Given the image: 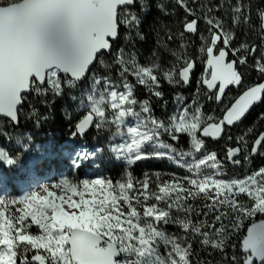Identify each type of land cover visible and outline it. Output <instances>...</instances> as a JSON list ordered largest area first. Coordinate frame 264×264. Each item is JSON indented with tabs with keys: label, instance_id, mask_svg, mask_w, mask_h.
Wrapping results in <instances>:
<instances>
[{
	"label": "snow or ice",
	"instance_id": "6c2138e0",
	"mask_svg": "<svg viewBox=\"0 0 264 264\" xmlns=\"http://www.w3.org/2000/svg\"><path fill=\"white\" fill-rule=\"evenodd\" d=\"M138 3L145 8L144 0H0V120L17 125L29 94L60 96L65 88L90 78L85 114L73 134L114 126V136L120 139L111 145V154L128 165L167 159L185 173L163 179L157 172L153 179L126 170L115 181L65 177L52 184L36 183L21 196H0V264H212L193 259L194 239L218 253L219 264H264V167L233 176L225 167V161L240 167L264 156V131L257 134L248 128L235 138L230 134L264 102V9L258 12L261 43L233 47L235 33L213 15L224 5L193 0L198 6L192 7L188 0H174L185 15L181 31H169L167 40L179 39L181 51L161 42L174 58L164 67L158 60L141 64L123 47L114 51L122 29L129 43L133 33L144 38L141 17L133 10ZM225 4L235 25L250 26V5L244 0ZM159 7L168 14L163 4ZM192 37L200 40L198 59L185 54ZM105 54L113 55L119 84L93 71L96 62L111 67L101 58ZM198 63L203 70L190 102L176 92L166 121L152 114L148 99L138 104L129 76L166 109L161 81L187 88ZM242 66L256 71L260 82L247 83ZM205 103L216 107L209 113ZM33 116L35 109L29 113ZM126 117L135 123L127 125ZM260 119L264 121V113ZM164 136L174 143L161 139ZM185 136L188 149L176 147ZM205 138H226L223 160L207 149ZM27 139L16 141L22 152L31 148ZM234 139L237 146H231ZM87 159L81 152L75 168ZM18 161L19 154L0 149V162L14 166ZM169 225L178 231H169Z\"/></svg>",
	"mask_w": 264,
	"mask_h": 264
},
{
	"label": "trees",
	"instance_id": "16d2710c",
	"mask_svg": "<svg viewBox=\"0 0 264 264\" xmlns=\"http://www.w3.org/2000/svg\"><path fill=\"white\" fill-rule=\"evenodd\" d=\"M189 4L192 7H197L198 5L193 3V0H188ZM200 2L211 5H224L219 12H213V15L220 16L224 22L225 27L231 29L235 33V40L233 41V47H239L241 44H256L261 43V30H260V20L258 12L260 9H264V0H244L246 5H250V26L249 25H235L232 20V13L230 7L225 4V0H200ZM234 3L235 0H232ZM163 4L167 10L168 14L160 10V5ZM140 7V6H139ZM138 7V8H139ZM184 12L181 8L174 6V0H147L145 8L141 12V25L140 32L143 35V39L136 37L133 33V42L129 43L124 39V33L126 30L122 29L121 36L114 43V51L124 48L128 53H135L141 64H148L153 60H158V62L164 66H170L173 61V57L170 52L165 50L161 46V42H167L169 48L177 51L179 49V39L173 41L167 40V33L170 31L173 34L181 31L180 21L184 19ZM201 32L207 36V26L201 21L200 24ZM199 47L200 40L199 37H192L189 41V47L186 51V55L198 59L199 57ZM153 53H156V56H153ZM106 61L108 65H111L110 70H102L97 62L93 68V71L98 76H107L109 73L118 75V66L113 65V55L105 54L101 57ZM252 58L250 57V63ZM203 70V65H197L195 70V75L193 77V83L190 88H178L173 87L167 84V82L161 81V90L164 93V100L167 101V108L165 109L162 104L163 102L150 93L147 90L139 85L134 87V96L137 98L138 102H142L145 99H148L150 102V107L154 112L156 118L167 120V117L173 112V96L176 92H180L183 95L187 96L195 92L196 90V79L199 77L201 71ZM241 71L245 73V80L247 83L260 82V76L252 68L241 67ZM109 77V76H108ZM91 90L90 78H87L84 83L77 85L75 88L68 89L65 88L64 93L60 96H53L48 94L47 96H33L30 94L27 96L28 99H32V107H28V103L25 101L23 110H27L31 113L33 109L36 110L37 116L29 118L28 116L21 117L20 122L17 125H12L14 130L20 131L26 140L31 138V141L41 139V135L46 137H56L60 144L69 139L75 131L76 124L85 114L86 104L84 97L87 96L88 92ZM235 89L230 93V95L235 94ZM75 97V99H73ZM34 98V100H33ZM191 99H188L190 102ZM216 106L212 103H205V110L211 112ZM264 113V102L258 105L249 116L246 117L245 121L235 127L233 130H230V134L233 138L242 135L248 128H254L255 132L258 134L261 131H264V121L260 119L261 114ZM39 118L40 122L37 125L36 120ZM115 128L114 126H105L101 129L92 128L81 141H84L89 145L90 148L97 149L103 147L104 142L110 141L114 137ZM2 132V131H0ZM169 143H174L168 140L167 136L161 137ZM249 144L253 137H249ZM226 138L221 140L218 143H213L210 139H206V147L209 151H215L218 154V158H224ZM231 146H237L235 144V139L231 142ZM176 147L187 150L189 147L188 138L182 137L179 144H176ZM0 149L8 150L10 155L16 156L19 154V161L24 159L28 163H34L36 160L41 158L43 151L32 147L27 151L21 150H11L3 143V135H0ZM18 161V162H19ZM2 166H8L4 162H0ZM226 171H230L233 175H243L247 172H250L253 169H258L264 167V156H255L249 162L242 164L240 167H233L225 161ZM126 170H130L134 176L138 178H143L145 173L153 175L154 173H161L163 179H168L173 173L183 175L181 172H177L174 167H170L169 163L166 160L160 159L152 161L145 164H136L130 168H125L121 164L112 165L110 168H107L103 177L111 178L113 181L120 178ZM153 175V179H154ZM197 205L202 204L201 201L196 202ZM193 219H198L193 217ZM168 230L172 232L178 231L175 227L169 225ZM193 250L196 253L197 257L211 261L212 264H219L220 255L218 253L212 252L211 250H205L201 247L198 239L193 240ZM231 249H228V253L231 254ZM211 253V254H210Z\"/></svg>",
	"mask_w": 264,
	"mask_h": 264
},
{
	"label": "rangeland",
	"instance_id": "374dc122",
	"mask_svg": "<svg viewBox=\"0 0 264 264\" xmlns=\"http://www.w3.org/2000/svg\"><path fill=\"white\" fill-rule=\"evenodd\" d=\"M146 2L147 0H144L145 4ZM105 64H107L106 61ZM99 66L102 70H110V68H105V66L100 63ZM107 76H109L114 83H120L119 75L109 73ZM128 81L134 86L136 85L135 79L133 77L129 76ZM120 90L123 89L121 88ZM33 96L37 95L33 93ZM26 103H28V107H32V99L27 98ZM28 107H26L27 110L22 109L21 117L29 115L30 112L28 111ZM134 107H136L138 110V105ZM110 114L111 113L109 112V115ZM125 120L127 125L130 121L135 122V119L132 117H126ZM0 131L11 134L3 135L4 145H6L11 150H21V146L16 143V141L21 137L24 138L20 131L14 130L12 124H8L5 120H0ZM71 135L72 136L62 144L59 143L56 137H46L45 135H41V139L31 141L32 147H36V149L43 151L41 158L32 164L26 162L24 159H21V157L20 161L14 166H2L0 164V196H21L27 191H30L36 183L52 184L65 177L78 179L101 178L103 177L107 168H110L115 164H121L125 166V168H130L136 164H145L156 161V158H150L137 161L132 165H128L126 160L120 159L111 154L110 147L113 143L119 142V137L114 136L110 139V141L104 142L105 144L103 147L93 149L90 148L87 143L81 141L82 138L79 135ZM24 140L25 143H28L26 138H24ZM145 150L151 151L150 148H146ZM81 152L87 153L89 159L82 162L80 168L76 169L75 164L77 163V157ZM163 160H166L169 163V166L174 167L177 172L185 174L183 169L178 168L169 160ZM226 172L228 176H233L232 172Z\"/></svg>",
	"mask_w": 264,
	"mask_h": 264
},
{
	"label": "water",
	"instance_id": "95a60500",
	"mask_svg": "<svg viewBox=\"0 0 264 264\" xmlns=\"http://www.w3.org/2000/svg\"><path fill=\"white\" fill-rule=\"evenodd\" d=\"M117 42V41H116ZM108 55V54H107ZM230 59H231V57H229ZM97 63V62H96ZM96 63H95V65H96ZM94 65V66H95ZM196 70V69H195ZM86 80V79H85ZM85 80H83V81H80V82H78V84L77 85H81L82 83H84V81ZM191 86V85H190ZM190 86L189 87H187V89L188 88H190ZM30 95V94H29ZM262 103V102H261ZM261 103H258V104H256L254 107H253V109L252 110H250V112L247 114V116H249L250 115V113L258 106V105H260ZM246 116V117H247ZM246 117L242 120V122H240V124L239 125H241L244 121H245V119H246ZM235 127H237V126H235ZM235 127H233L231 130H233ZM92 128L93 127H91L90 129H88L86 132H85V134L84 135H79L81 138H83L88 132H90L91 130H92ZM206 139H210L213 143H218V142H220L221 140H223V139H221L220 141H214V140H212L211 138H205V140Z\"/></svg>",
	"mask_w": 264,
	"mask_h": 264
},
{
	"label": "built area",
	"instance_id": "2783aa9c",
	"mask_svg": "<svg viewBox=\"0 0 264 264\" xmlns=\"http://www.w3.org/2000/svg\"><path fill=\"white\" fill-rule=\"evenodd\" d=\"M140 5H135L134 6V8H133V10L134 11H136L139 15H140V17H141V12H142V9H141V7H139ZM139 7V8H138ZM230 57H231V55H230ZM232 58H234V57H231V59ZM257 73V72H256ZM258 74V73H257ZM259 75V74H258ZM188 98L189 99H191V96L190 95H188ZM153 114V113H152ZM154 116H155V114H153ZM156 117V116H155ZM135 122H132V121H130L129 123H128V125H132V124H134Z\"/></svg>",
	"mask_w": 264,
	"mask_h": 264
}]
</instances>
